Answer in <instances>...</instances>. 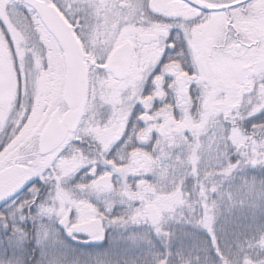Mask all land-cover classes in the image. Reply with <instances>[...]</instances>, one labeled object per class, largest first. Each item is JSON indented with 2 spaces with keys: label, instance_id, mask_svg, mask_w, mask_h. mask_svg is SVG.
<instances>
[{
  "label": "rangeland",
  "instance_id": "1",
  "mask_svg": "<svg viewBox=\"0 0 264 264\" xmlns=\"http://www.w3.org/2000/svg\"><path fill=\"white\" fill-rule=\"evenodd\" d=\"M138 1L139 0H76L74 3L89 6L88 12L91 17L90 24L98 22L103 28H108L106 25L123 28L130 22H140L139 19L141 18L137 12ZM141 1L144 2L145 0ZM202 1L210 6L214 3L219 6L232 3L234 0ZM20 4H22L21 1L12 5L11 0H0V19L5 23V26L8 25L7 32L9 35L8 38H4L9 39L7 45L10 47L11 51L10 61L15 65V71L21 78V80L18 79V81L20 80V84L18 89H16L20 98L15 101L14 112L10 120V122H14L13 125L10 126L12 136L15 138L21 133V136L26 134L25 137H27L25 138V142H29L36 140L40 134V127L42 124L39 123V121L41 116L46 114L43 112L44 108L47 107L46 109H49L59 103L57 95L49 93V86L47 83L42 91L44 79L40 73H43L45 77V72L49 75L52 71L54 86L56 87V91H58L59 82H64L63 72L65 67L62 52L55 41L45 32L43 28L44 25L35 14L32 17L23 14V6ZM150 6L152 9H156L154 10L155 13L164 17L171 18L172 14H175V17H172V19H174L176 23L180 22L181 16L189 17L194 14V11L187 8L184 2L176 0H153L150 2ZM25 8L26 6L24 5V9ZM10 12L13 13L15 22L20 21V25H14L13 17L11 18ZM230 12L233 18L224 14V12L204 15L205 17L201 27L206 30L201 38L204 41L206 49V51H203V60L207 66L204 64L203 67L207 72V76L205 77L212 76V78L208 79L212 88L204 90L203 85L202 88H200L201 97H192V95H189L183 100L185 103L188 101L189 105H192L194 101L199 103L201 101L203 103L204 101L206 102L204 105L207 109L206 114L211 112L202 122V124H205L203 136H200L202 130V125H200L196 130L192 129L180 138L182 139L181 142L176 145L179 147L178 151H181L186 156L191 153L193 154L197 147L200 148L197 154V161L203 167V170L216 169L218 166L223 165L230 150V140H237L238 142L242 140L238 132L232 133L231 137L229 132V136L227 137V131L220 124L222 120L224 122V117L219 120L220 123L215 121L216 117L219 116L218 112L222 114L229 103H232L230 97H237L244 101L241 107V109L243 108V113H239L241 114L240 117L248 116L253 118L258 116L254 115L255 113H259L261 109H264V88L261 89L264 80V3L254 6L252 11L246 13H243V10H236V12L230 10ZM19 15L25 17L23 22ZM228 26L231 30H229ZM19 27H21V30ZM232 30L243 40L249 39L250 41L255 40L258 42L255 46L256 48L250 47L237 56L230 55L231 51L227 49V45L232 42ZM0 34H3V29L0 30ZM102 37L105 39L104 41L108 43L118 41L112 38L113 33L110 35L107 30L103 32ZM121 41L122 39H120L119 42ZM0 46H2L1 39ZM2 47H4V45ZM3 61L5 63L4 58ZM210 71L213 74H210ZM246 75H248L247 79L252 75H258L257 83H254L257 90L252 89L247 95L240 91L230 90L241 89L244 85ZM221 78L226 88L220 91L216 90V87L222 85V82H220ZM130 80L131 78H127L119 87L115 84H111L109 80H106L102 83L103 86H100V89H105V94L108 97L107 99L117 104V101L119 102L121 89L127 85ZM0 99L6 100V93L3 87L0 90ZM20 101L22 106H18V102ZM238 102L237 100L235 103L238 104ZM124 103L126 102L123 101L121 103V108ZM24 109L27 111V114H25ZM115 109L117 110L118 108L116 107ZM236 109V112L240 110ZM212 111L217 113L213 115ZM236 116L237 115H232V121H234ZM248 117L246 119H248ZM120 121L125 122L123 117L120 118ZM242 121L243 119L237 118L238 123ZM27 125L29 126L27 127ZM255 128L256 130L253 132L258 137H254L253 140L248 142L251 147V164L255 163L254 161H256L257 158H262L264 166V124L256 125L253 130ZM33 132H35L34 135H32ZM4 140L5 134L1 132L0 144H2ZM182 141H187L185 146H183ZM244 142H246V140ZM163 144L165 148L172 145ZM127 145H129V143H127ZM16 149L18 148H15V150ZM166 151L167 153H164V155L169 154V151ZM184 155H181V153H171L167 156L152 159L151 164L148 165L150 168L145 171L143 179H140L141 175H139L141 170H137L136 166H134V162L135 164L139 163L138 167L142 169L143 162L141 159L137 160L136 153L129 151L128 147H126L125 151H122L121 154L108 157L106 161L108 162L107 164L109 166L116 165L120 171L112 173L114 182L113 189L110 190L103 199L98 198L100 199L98 202L99 205L102 206L104 199L108 200L103 208L105 211L107 208L110 209L108 222L110 236L108 238V243H110V245L113 244V242L115 243V253L87 257L81 255H67V257H70L69 259L75 258L83 261H91L99 257H108L114 261L115 264H154L159 258L158 246L161 241L166 242V240L170 239L176 241L183 235V232L180 230L182 229L181 210H175L172 216L167 219L162 228V235H158V233L155 234L153 231L147 229L139 231L141 228H125L120 237H114L120 233L124 225L130 226L132 223L137 224V222L142 221L140 216H145V207L150 203H153V206H158L161 214L160 226L162 225L165 217L172 213L171 208L174 206H168L167 202L169 201L167 199L164 200V196L162 195H164V192L168 193L171 190L172 185L179 177L181 178L176 184L179 186L181 185L185 192L189 186V183H187L190 176L189 172L192 169L196 170V168H191L195 165V159L192 157L185 158ZM10 158V151L0 155L1 169L9 164L8 161H10ZM95 160L99 161L98 159ZM95 160H93V163H97ZM263 168H258L256 170L257 173L255 177H251L248 172L243 171L240 175L235 174L227 180L223 181L222 179L217 181L220 193L215 192L213 197V200L217 197V220L224 219L232 212L242 211L243 204H249L253 208L262 206L264 209V201L260 198L262 194L264 196ZM109 172L110 170H105L102 174ZM36 173L37 169L34 170V175H37ZM89 175L94 180L98 178L97 175L94 176L90 172ZM78 187L81 190L79 184ZM176 188L175 186L173 188L174 199L181 205L184 201L178 199L180 196ZM126 189H128L133 197V204L132 206L129 203L126 204L127 207L131 206V208L125 209L126 213L130 210V213L127 214L129 219L125 222L111 215L113 211L111 202L115 198L120 197L122 195L121 193ZM80 195L81 197L85 196L84 193ZM124 197L126 198L125 195ZM251 199L252 203H248L247 201ZM53 204L54 201H51L49 206L51 207ZM91 208L93 207L91 206ZM194 215L198 217V213H194ZM188 217L189 214L186 213V222ZM47 230L48 229H45L44 231ZM185 235H189L187 229H185ZM158 236H161L163 240L160 241ZM232 236H235V233H232ZM237 237H239V234H237ZM227 240V246H229L230 241L229 239ZM10 241L12 242L11 239ZM61 243L62 242H60L59 248L56 247L57 251L63 248ZM53 244H57L56 233H54L48 247L52 248ZM118 245L122 247L118 249ZM38 246L41 251H45L39 244Z\"/></svg>",
  "mask_w": 264,
  "mask_h": 264
},
{
  "label": "flooded vegetation",
  "instance_id": "2",
  "mask_svg": "<svg viewBox=\"0 0 264 264\" xmlns=\"http://www.w3.org/2000/svg\"><path fill=\"white\" fill-rule=\"evenodd\" d=\"M152 1H138L137 12L141 18L139 23L130 22L123 28L106 24L108 28H103L98 22L85 26L84 30L87 31L85 57L88 67L89 89L83 118L75 131L68 132L61 145L51 153L40 156L44 159H54L52 162L53 173L45 176L44 179L53 178L56 192L62 193L68 198V200L55 199L54 211L56 213L60 211L58 219L62 220L69 208H72L69 222H73V227L99 219L101 221L99 224L100 230L103 231L106 228L107 215H104L103 211L98 215L97 208L96 210H89L88 206L92 204L91 199L80 198L76 193L79 173L82 176L90 172L95 176L105 170H110L109 173L112 172L107 166L92 163L91 157L105 159L109 156H116L120 150L128 146L132 152L136 153L137 160L141 159L143 161L142 169L138 167L139 163H136V169L146 171L150 168L148 165L151 164V158L158 157L166 150L171 151L173 144L176 145L179 139L190 130H196L199 123L211 114V112L206 114V106H200L199 102L194 101L192 105H189L188 101L186 103L183 101L189 95L201 97L200 88L203 85L204 90L212 88L210 81H208L212 76L205 77L207 72L203 67L205 64L203 51H206V49L201 36L206 29L201 25L203 24L204 15L224 12V14L233 18L230 10L235 12L236 10H243V13H246L252 11L254 6L264 3V0H234L232 3L225 4L221 11L209 12L201 11V8L185 1L176 0L184 2L187 8L194 11L193 16H181L180 22L176 23L172 19L175 14L168 18L155 13L154 10L156 9H152L150 6ZM216 5L215 3L211 4V6ZM226 6L231 7L227 10ZM176 25L183 29V33L179 38H177L176 33H173V39L177 40L176 48L166 52L165 50L169 48L170 44L169 31ZM105 30L109 31L110 35L113 33L112 38L118 41L105 42L102 37ZM231 37L232 42L227 45V49L231 51L230 55L232 56H237L250 47L256 48L255 43H258L255 40L250 41L249 39L239 38L234 30L231 31ZM0 39L2 45H4L2 48L0 46V86L5 85L4 91L6 93V100L0 99V133L3 132L6 135L5 148H12L14 137L10 126L14 122H10V120L14 112L13 87L15 84L18 85L19 81L16 75V80L14 79V70L10 61V48L3 42L2 35H0ZM120 39H122L121 42H119ZM116 54L117 59L113 64L114 71L104 68ZM162 56L164 61L160 64ZM158 65L160 71H155ZM117 73L124 75V78L119 81L116 77ZM210 74L213 73L210 71ZM247 76L241 89L230 90L247 94L255 89L254 80L256 81L258 75L250 76L249 80ZM127 78H131V80L121 89L117 104L107 99L105 89H100V86H103L102 83L106 80L119 87ZM220 82H222V85L217 86L216 90L221 91L226 87L222 78ZM44 88L45 83L43 82L42 91ZM230 98L232 103L229 105L228 113L226 112L224 124L228 128L230 125L231 129L234 130L237 127V119L232 121L231 115L236 113L235 109L238 105L235 102L238 98ZM123 101L129 104L126 107H123V104L121 108ZM200 103L203 104L202 101ZM199 106L200 111H197ZM46 108L43 110L46 113L43 115L45 118L43 124L53 113L57 112L61 119L67 111L61 94L58 105L52 109ZM212 113L215 115L213 111ZM121 117L125 122L120 121ZM45 126L41 132H43ZM41 135L42 133L39 138ZM129 142H132V144L127 145ZM163 143L172 145L165 148ZM89 179L96 181L90 175ZM99 179L92 185L91 189V194L94 195V192H96L97 198L108 191L107 187L99 183ZM40 187L46 188L48 185L42 183ZM88 190L87 187H81L82 193H87ZM63 203L66 205L64 214H62ZM74 204L75 206H73ZM58 223L57 220L56 226L61 238H66L73 243L74 239L77 238L74 236L68 238L66 229H61ZM107 232L108 229L106 228V236ZM78 236V240H87L84 233H79ZM90 247L96 246L90 245Z\"/></svg>",
  "mask_w": 264,
  "mask_h": 264
},
{
  "label": "trees",
  "instance_id": "3",
  "mask_svg": "<svg viewBox=\"0 0 264 264\" xmlns=\"http://www.w3.org/2000/svg\"><path fill=\"white\" fill-rule=\"evenodd\" d=\"M24 12L29 17L34 15V12L26 10ZM61 12L75 27L77 33H80L82 24L91 21L88 10L84 8L72 12L61 9ZM95 159L97 158L95 157ZM98 160L96 162L100 165L116 168L118 172L120 171L118 167L109 166L108 162H106L107 158H99ZM251 161L252 155L248 151L243 157L240 156V153L236 155L235 152H228L224 164L216 169L203 170L200 163L196 162L193 166L196 170L192 169L189 172L190 176L187 180V183H189L187 197L189 198L190 214L187 222L185 221V216H182V229L180 230L183 235L176 241L170 239L166 240V242L161 241L163 238L158 236L161 243L158 246L159 259L157 264H264V209L262 206L253 208L249 204H243L242 211L232 212L224 219L217 220V197L213 200L215 192L220 193L219 186H217L218 180H227L235 174L240 175L243 171L248 172L249 176L255 177L256 170L264 167L262 158H257L253 164H251ZM79 178L80 174H78ZM45 181L46 183L36 181L37 185L34 189L40 190V197L45 199L52 198V195L56 192V187L53 188V178L45 179ZM42 183L48 185V187H40ZM107 194L108 192L104 196ZM94 196H97L96 192H94ZM40 197H38V200H40ZM54 198L64 200L62 193H57ZM260 198L264 201L263 194ZM12 201H8L0 211L11 210L12 205L15 204ZM247 202L252 203V199ZM38 205H32L30 212L33 215H35L33 208L38 207ZM92 207L94 208V206ZM65 209L66 205L63 203V211ZM28 211L29 209H25V212ZM194 213H198V217ZM48 218L47 215L46 220ZM53 220L55 221V216H53ZM22 226L25 228L24 232L28 234L26 237L19 230L16 235L8 238L4 237L5 234L3 232H0V255L4 253L12 255L19 250V242L30 240L24 246L22 254L28 264H38L44 252L40 250L37 240L33 238L35 226L31 219ZM185 229H187L189 235H185ZM232 233H235V236H232ZM162 234L163 231H158V235ZM237 234H239V237H237ZM117 236L114 238H117ZM10 239L12 242L9 243ZM227 239L230 241L229 246H227ZM56 245L58 246V244ZM73 248L75 247L73 246ZM117 248L120 249L119 245ZM90 249L92 251L101 249L100 254H113L116 248L114 242L111 245L107 242L103 247H79L76 251L81 256L84 255L86 257V253Z\"/></svg>",
  "mask_w": 264,
  "mask_h": 264
},
{
  "label": "water",
  "instance_id": "4",
  "mask_svg": "<svg viewBox=\"0 0 264 264\" xmlns=\"http://www.w3.org/2000/svg\"><path fill=\"white\" fill-rule=\"evenodd\" d=\"M24 1L37 11L46 29L57 40L60 48L63 51L64 62L66 67L64 99L66 104L68 105L69 110L64 114L62 119L59 118L57 112L53 114L47 126L44 128L42 135L39 139V152L41 155H46L55 150L65 140L68 132L75 131L79 124L85 107L87 93V71L84 62L83 50L78 40L76 39L71 26L61 16L58 10L55 9L53 6L49 5L48 0ZM187 1L197 6H205L199 0ZM206 9L208 8L206 7ZM116 58L117 54L112 60V62H114ZM111 64L107 68L111 69ZM116 75L119 78L122 77V75H120L119 73ZM29 177L30 176L28 174V169L24 165L14 163L2 169L0 171V195H3L9 191H13ZM99 183L104 186L110 185L111 178L104 177L99 180ZM4 204L5 203L3 201H0V208ZM69 215L70 212L68 213V216L64 221L65 224L69 219ZM156 217V211H150V220L153 221L156 219ZM91 226L93 228H98V225L96 226L95 222L86 223L78 227L88 229ZM100 235H103V232H101ZM103 241L104 237L98 240L99 243H102Z\"/></svg>",
  "mask_w": 264,
  "mask_h": 264
},
{
  "label": "snow or ice",
  "instance_id": "5",
  "mask_svg": "<svg viewBox=\"0 0 264 264\" xmlns=\"http://www.w3.org/2000/svg\"><path fill=\"white\" fill-rule=\"evenodd\" d=\"M199 7L201 8V11H212L211 9H206V7L203 5H200ZM173 33H176L177 38H179L183 33V29L180 28L179 25H176L173 29H170L168 36L170 44L169 48L165 50L166 52L168 50H175L176 48L177 40L173 39ZM163 61L164 57L162 56L160 64H162ZM155 71H160L159 65L157 66ZM254 115L264 116V109H261L259 113H255ZM36 181H43L46 183L44 174L31 176L13 191H9L3 195H0V201H3L5 204H7L9 200H12L15 196L19 195V192L27 188L29 184L32 185V187L29 189V191L32 193L30 198L13 204L11 210L9 211H0V232H3L5 234L4 237H12L17 234L18 230L26 237L28 234L27 232H24L25 228L22 225L31 219L35 226V234H33V238H35L37 240V243L45 249L44 254L42 255L38 264H115V262L108 257H99L91 261L77 260L75 258L69 259L66 254L56 250L57 245L55 244L52 245L51 251L48 250V245L51 243L55 230L52 227H49L47 231L41 229L40 220L37 219V215L41 219H46L47 214L51 212V209H44L40 203L38 205V214L33 215L30 212L32 205L37 204L40 192L39 189L34 191V188L37 185ZM25 209H29V211L25 212ZM56 220H58L59 223L66 228V231L70 235L74 236L77 239H79V236L77 235L79 233H84L90 240H100L105 235L106 228L103 229V235H97L83 227H73V222L65 224L58 218ZM37 233H40L41 235H37ZM29 241L30 240L19 242V250L12 255H9L8 253L0 255V264H28V261L25 260L22 254V250ZM10 242L11 241H9V243Z\"/></svg>",
  "mask_w": 264,
  "mask_h": 264
}]
</instances>
